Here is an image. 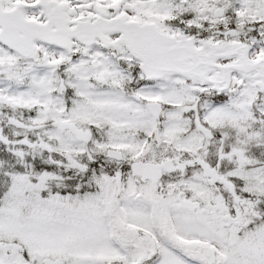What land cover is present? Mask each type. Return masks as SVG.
<instances>
[{"label":"rangeland","instance_id":"374dc122","mask_svg":"<svg viewBox=\"0 0 264 264\" xmlns=\"http://www.w3.org/2000/svg\"><path fill=\"white\" fill-rule=\"evenodd\" d=\"M65 4L72 17L104 11L140 22L154 20L169 35L192 37L198 46L200 42L231 46L247 41L252 48L257 41L252 32L253 23L258 18L264 19V0H65ZM216 8H223L226 15L215 18L213 10ZM228 29H235L237 35L225 36L224 31ZM258 48L255 52L264 54L261 43ZM77 52L79 56L75 59L72 54ZM119 56L129 58L125 53ZM14 61L12 55L0 49L1 105H10L11 111L18 110L23 115V112L36 109L41 118L30 117L32 125L43 119L52 106V117L62 115L80 125L106 127L104 131L98 129L97 136L107 140L94 139L89 146L78 144L71 136L52 129L39 130L43 136L52 138L54 145L50 148L54 152L64 153L57 158L61 162L57 164L60 173L68 174L70 170L71 174L81 172L84 175L87 163L91 161L90 155L102 153L109 144L119 149L126 161L136 159L143 145L137 133H148L155 128V123L146 113L143 101H137L131 93L119 99L103 92V89L118 88L130 81L126 67L117 65L97 46L61 53L40 46L32 63L19 74ZM60 74L64 78L62 87L59 85ZM97 74L105 79L103 84L93 81ZM26 75L32 80V87H29ZM21 84L24 89L20 88ZM63 88H69L73 98L62 94L52 96V92H61ZM231 89L221 95L207 86L201 87L196 81H183L172 76L132 89L145 100L164 104L161 140L173 142L171 133L178 131V125L181 136L177 141L184 152H194L198 142L205 140L202 146L208 145L214 158L219 150L224 154L219 163L222 167L211 168L204 178L205 184L188 180L193 187V196L185 198L182 195L181 198L199 202L195 208L184 205L169 191L162 195L164 210L174 205L178 209L176 213L171 210L165 217L175 219L177 241L183 254L167 248L165 242H158L151 232L150 222L155 218L161 220V216H155L149 204V189L128 181L121 199L112 201V192L117 189L105 165L118 167L120 164L104 158L102 174L99 173L96 179L100 194L97 202L102 207L96 206L94 215L91 208L97 204L80 203L76 195L73 203L78 202V205L74 204V207L69 199L51 193L44 183L51 182L52 177L29 180L31 189L32 184L39 189L46 188L50 196L44 199L30 197L31 200L10 197L4 201L0 208V264H23V256L32 259V264H44L46 260H58L59 264H116L117 261L136 264L143 253L151 257L152 249L158 254L154 264H243L241 256L246 258L247 264H264V92L259 90L251 75H233ZM211 93L216 96L215 101H211ZM67 101H70L69 106ZM108 104H111L109 108ZM23 124L22 127L29 126L27 121ZM21 129L20 133L23 132ZM37 131L32 128V135ZM11 136L14 135L4 137L9 139ZM166 150L163 147L154 150L150 158L160 159ZM52 157L57 156L53 154ZM21 181L23 179L18 177L13 179L16 185H10L12 196H20L18 190L29 191L28 185L21 188ZM87 182L81 185L84 191L81 197L91 200ZM191 187L186 185L185 189ZM105 196L109 197L106 202ZM26 199L32 202V211H28L30 207L26 208ZM19 201L24 202L21 205L17 203ZM113 203H116L114 212L118 222L142 229L148 235L130 238L120 232L110 213ZM208 203L212 205L208 206ZM259 222L262 225L258 226ZM129 242L134 249L127 255ZM206 246L215 249L213 261L202 252Z\"/></svg>","mask_w":264,"mask_h":264},{"label":"water","instance_id":"95a60500","mask_svg":"<svg viewBox=\"0 0 264 264\" xmlns=\"http://www.w3.org/2000/svg\"><path fill=\"white\" fill-rule=\"evenodd\" d=\"M3 27V34L8 36V29L4 25ZM136 27L122 26V42L132 54L143 61L146 72L148 70L151 74L156 75L161 71L171 70L191 76L194 75V71L191 70L194 69V65L186 64L185 60L187 58L199 59L204 55H201V52H193L189 42L173 43L155 32L152 27ZM142 28L145 29V32ZM75 36H78V34H75ZM93 36L95 35L91 37ZM205 75L206 72L203 73V77ZM225 78L227 79V73Z\"/></svg>","mask_w":264,"mask_h":264}]
</instances>
